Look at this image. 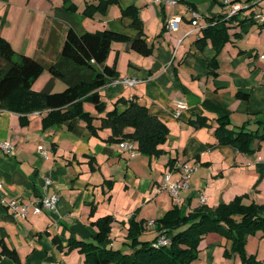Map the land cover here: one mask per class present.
Masks as SVG:
<instances>
[{"label":"crops","instance_id":"1","mask_svg":"<svg viewBox=\"0 0 264 264\" xmlns=\"http://www.w3.org/2000/svg\"><path fill=\"white\" fill-rule=\"evenodd\" d=\"M99 1L0 0V35L20 53L49 63L61 51L72 26L92 32L109 28L136 36L133 16L124 13L136 6L152 52L143 55L125 42H114L107 63L115 64L117 75L99 92L107 111L117 101L120 111L132 100L147 105L152 115L169 126L167 141L161 145L165 152L158 157L141 153L131 157L119 142L108 141L112 135L109 127L93 134L78 117L45 127L48 110L24 115L0 108V142L15 145L12 153L0 148V241L16 255L4 254L0 243V264H84L85 255L78 249L69 250V242L95 239L98 228L93 223L105 215L113 216L114 221L104 243L130 252L127 233L133 215L146 221L160 218L175 205L186 211L215 206L216 192H221L223 202L232 190L264 204V141L257 138L254 150L243 152L220 144L216 136L219 117L230 120V129L244 126L256 134L264 133V23L255 27L248 21L231 27L233 44L226 43L218 54L210 40L202 47L196 40L209 23L206 18L228 13L227 7L215 11L211 3L204 13L199 11V0H180L176 6L166 0H115L103 12L83 14L88 4ZM227 6L231 9L239 4ZM258 6L263 11V2ZM192 10L201 16L197 25ZM256 12L254 6L250 15ZM175 15L182 21L178 30L171 31L166 24ZM215 58L217 64L211 65ZM125 76L139 82L133 86L113 83ZM49 83L53 92L66 88L47 70L33 89L43 91ZM177 100L187 103L179 116L175 115ZM84 108L100 126L101 116L94 104L85 102ZM198 116L207 117L210 125L190 124ZM39 145L48 150L47 158L37 151ZM172 159L174 164L195 167L180 200L166 190L154 191ZM46 178L52 179L48 186ZM53 193L59 196L55 210L35 213L30 207L26 218L15 217L6 203L19 199L38 204L44 195ZM202 196L206 197L204 203ZM150 233L152 238H143ZM144 234L141 239L151 241L159 232L148 226Z\"/></svg>","mask_w":264,"mask_h":264},{"label":"trees","instance_id":"2","mask_svg":"<svg viewBox=\"0 0 264 264\" xmlns=\"http://www.w3.org/2000/svg\"><path fill=\"white\" fill-rule=\"evenodd\" d=\"M113 1L100 0L99 4H88L83 14L93 16L95 11L103 12ZM261 1L231 0V4H239L241 8L242 4L249 3L252 9ZM124 13L133 16L134 25L138 29L136 36L109 28L92 32L80 31L72 26L67 31L61 51L49 63L20 53L8 39L0 35V108L24 115L48 110L43 118L45 127L78 117L87 123L93 134H97L99 128H111L112 135L108 141L121 143L132 140L143 155L158 157L163 154L165 149L161 145L166 143L170 133L164 121L152 115L147 105L134 100L129 101L122 111L117 107L118 101L112 110L107 111L99 92L101 87L117 75L115 64L107 63L114 42H125L129 48L143 55H149L153 49L143 30L138 8L131 5ZM229 13L206 18L209 23L202 27V34L196 40L199 47L210 40L219 54L232 37L230 28L241 27L253 18V15L240 17L241 11L232 16ZM210 64H217L216 58ZM45 69L51 72L53 79H60L66 84L63 91L53 92L52 83L47 84L43 91L33 89L34 82ZM85 102L93 103L100 113V126L94 124L96 117L85 110ZM217 121L219 126L216 136L220 144L233 145L240 151L250 152L254 150L257 138L264 141V133L256 134L244 126L237 130L230 129V120L225 117H219ZM189 122L194 127L210 125L205 116H198ZM127 127L134 130L126 132ZM174 162L173 159L169 162L171 167ZM242 198L237 196L216 208L201 205L192 211H186L179 205L173 206L155 220L154 227L159 233L165 231L170 234L171 243L166 246L154 245L159 234L154 240H142L141 236L148 227L147 221L134 215L129 219L127 235L131 251L107 246L104 241L111 232L114 218L105 215L93 223L98 228L95 239H71L69 250L79 249L85 255L84 264H193L199 257L198 246L203 237L211 231H219L233 238L235 252H240L245 260H249L244 246L250 233L259 229L264 231V204H245ZM236 215L241 218L236 219ZM0 243L4 254L16 258L14 251L3 241Z\"/></svg>","mask_w":264,"mask_h":264},{"label":"built area","instance_id":"3","mask_svg":"<svg viewBox=\"0 0 264 264\" xmlns=\"http://www.w3.org/2000/svg\"><path fill=\"white\" fill-rule=\"evenodd\" d=\"M159 1V0H156ZM167 4L170 6H176L180 2V0H166ZM224 4H231V0H224ZM250 8L249 3H244L241 5V8L239 7H232V11H230L229 16H232L233 14L238 13L240 10L248 9ZM193 15V24L197 25L198 22L196 21L199 13L195 10H192ZM255 22L264 23V11L256 12L253 14L252 18ZM182 21V17L175 15L171 16L167 21V28L171 31L178 30L179 25ZM262 58L264 59V53L262 54ZM139 82L138 79L132 78V77H121L113 80L114 84H126L133 86ZM187 108V103L181 100H177L175 102V115L179 116L183 109ZM120 147L122 150L129 153L131 157L137 156V148L136 144L132 140H124L120 143ZM0 148L6 152V153H12L15 150V145L8 141L3 140L0 142ZM37 151L44 157H48V150L45 149L43 145H39L37 148ZM195 171V167L188 166L185 163L176 162L166 173L164 176V181L161 185L155 187L154 191H162L166 190L168 191L174 198L177 200H180V193L183 189L188 188L189 183L188 180L190 178V175ZM175 175V179L174 176ZM52 183L51 178H46V184L47 186ZM2 188V183L0 181V190ZM59 200V196L57 193L53 194H46L44 195L40 203L38 204H25L21 202L19 199H12L7 201V206L12 210L13 215L15 217H22L26 218L29 212L30 207H33V211L35 213H40L43 210H49L53 211L56 209L57 202ZM206 198L202 196L201 201L204 203ZM147 226H155V220H150L147 222ZM171 243L170 235L162 231L159 233V236L157 237L154 245L155 246H166Z\"/></svg>","mask_w":264,"mask_h":264},{"label":"rangeland","instance_id":"4","mask_svg":"<svg viewBox=\"0 0 264 264\" xmlns=\"http://www.w3.org/2000/svg\"><path fill=\"white\" fill-rule=\"evenodd\" d=\"M223 1L224 0H199L198 1L199 11L206 13V11H208V7L211 3H213V8L215 11H217V10L220 11L221 9L224 10V7H227V9L232 11V9H230L227 6V5H231V4L225 5L223 3ZM261 2H263L262 8L264 11V0H262ZM255 8H256V11L260 12L259 10L261 8L258 5L255 6ZM240 11L244 15L246 14L247 16H249L251 13V8L240 10ZM200 18H201V16H198L196 21L198 22V20ZM252 21L255 22L253 19H252ZM252 21L250 20L252 25H254L256 27L258 22H255L256 24H254ZM261 37L263 39V36H260L259 39H261ZM227 43L229 46H232V44H233L231 39ZM47 70L48 69H45L44 71H47ZM137 153L140 154V152H138V151H137ZM164 176H165V174H164ZM173 177L175 179V175ZM189 180H190V178H189ZM189 180H188V183H189ZM163 181H164V177H163ZM163 181H162V183H163ZM246 192H248V191H246ZM237 193L238 192H236L235 190L227 192L226 193V200L223 202H220L221 192H216L214 194V196L218 197V204H216L215 206H210V207L216 208L221 203H229L230 201H232L237 196H242L243 197L242 201L245 204H251V203L256 202V201H253L250 197H248V194H245V192H243L244 194H237ZM235 218L240 219L241 216L236 215ZM146 219H148V220H146L147 222L150 221V219L156 220L155 218H146ZM263 233H264V231L262 229H259L256 232L250 233L248 235L246 244L244 246V250H245L247 258H249V260H245L240 252H238V251L235 252L234 245H233V238L228 237L225 233H222L219 231H211V232L207 233L203 237V239L200 241L199 246H198L199 257L194 261L193 264H234V261H235L234 258H236L237 264H258V263L264 264V235H263ZM127 235H128V233H127ZM152 237H153V233H150V234H146V236H144L143 238L149 239ZM250 260H256V262L252 263ZM110 264H114V263H110Z\"/></svg>","mask_w":264,"mask_h":264}]
</instances>
